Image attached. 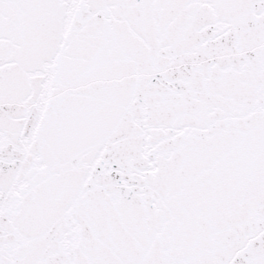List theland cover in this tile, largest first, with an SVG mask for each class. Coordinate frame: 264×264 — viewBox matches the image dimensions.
<instances>
[{"label": "snow or ice", "instance_id": "obj_1", "mask_svg": "<svg viewBox=\"0 0 264 264\" xmlns=\"http://www.w3.org/2000/svg\"><path fill=\"white\" fill-rule=\"evenodd\" d=\"M0 264H264V0H0Z\"/></svg>", "mask_w": 264, "mask_h": 264}]
</instances>
